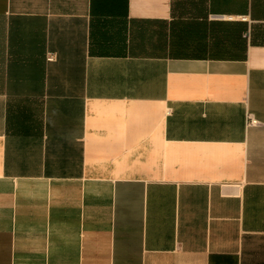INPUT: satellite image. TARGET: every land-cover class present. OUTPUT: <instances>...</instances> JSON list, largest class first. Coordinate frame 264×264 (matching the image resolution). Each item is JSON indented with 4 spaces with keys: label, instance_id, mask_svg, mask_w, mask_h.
<instances>
[{
    "label": "crops",
    "instance_id": "1",
    "mask_svg": "<svg viewBox=\"0 0 264 264\" xmlns=\"http://www.w3.org/2000/svg\"><path fill=\"white\" fill-rule=\"evenodd\" d=\"M0 264H264V0H0Z\"/></svg>",
    "mask_w": 264,
    "mask_h": 264
},
{
    "label": "built area",
    "instance_id": "2",
    "mask_svg": "<svg viewBox=\"0 0 264 264\" xmlns=\"http://www.w3.org/2000/svg\"><path fill=\"white\" fill-rule=\"evenodd\" d=\"M47 59H48V62H54L56 60V56L52 53H49ZM248 125L254 127V126H259L260 123L254 118V115L249 113L248 114Z\"/></svg>",
    "mask_w": 264,
    "mask_h": 264
}]
</instances>
